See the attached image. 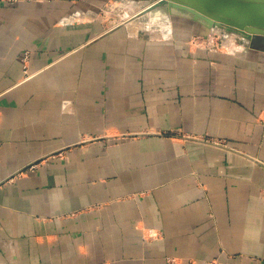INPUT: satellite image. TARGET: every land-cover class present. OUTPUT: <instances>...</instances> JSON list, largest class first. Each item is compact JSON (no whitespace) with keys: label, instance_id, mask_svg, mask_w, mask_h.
<instances>
[{"label":"crops","instance_id":"1","mask_svg":"<svg viewBox=\"0 0 264 264\" xmlns=\"http://www.w3.org/2000/svg\"><path fill=\"white\" fill-rule=\"evenodd\" d=\"M157 1L0 0V264H264V38Z\"/></svg>","mask_w":264,"mask_h":264},{"label":"water","instance_id":"2","mask_svg":"<svg viewBox=\"0 0 264 264\" xmlns=\"http://www.w3.org/2000/svg\"><path fill=\"white\" fill-rule=\"evenodd\" d=\"M162 7L168 15L182 13L200 20L206 30L219 23L229 32L249 34H242L246 39L264 38V0H159L153 6Z\"/></svg>","mask_w":264,"mask_h":264},{"label":"rangeland","instance_id":"3","mask_svg":"<svg viewBox=\"0 0 264 264\" xmlns=\"http://www.w3.org/2000/svg\"><path fill=\"white\" fill-rule=\"evenodd\" d=\"M153 6L154 4L146 5L143 14L154 12L160 13L161 15H138L139 18L146 16L157 17L159 19L157 21L159 24L161 23L163 32L173 28L180 33L190 32L195 34L193 44L199 49L230 52L236 47H242L245 43L244 39L246 38L232 31L229 32L219 27H216V29L211 27L206 30L205 25L201 24L200 20L194 17L192 18L190 15H183L182 13L176 15H168L166 13L167 15H164L163 13L166 10L163 7L155 9ZM255 44L256 46H260L261 42L256 40Z\"/></svg>","mask_w":264,"mask_h":264},{"label":"bare ground","instance_id":"4","mask_svg":"<svg viewBox=\"0 0 264 264\" xmlns=\"http://www.w3.org/2000/svg\"><path fill=\"white\" fill-rule=\"evenodd\" d=\"M216 27H219L220 29H221V28H224V27L226 28L225 25H223V24H219V23H215V26H213V28L216 29ZM225 28H224V29H225ZM234 33L239 34V35L245 34V35L250 36L249 34H247V33H245V32L242 33L241 31L234 32ZM242 36H244V35H242ZM248 36H247V37H248ZM245 38H246V37H245Z\"/></svg>","mask_w":264,"mask_h":264}]
</instances>
